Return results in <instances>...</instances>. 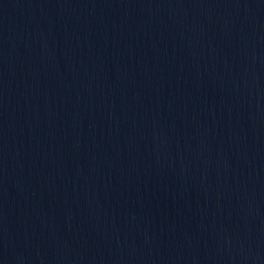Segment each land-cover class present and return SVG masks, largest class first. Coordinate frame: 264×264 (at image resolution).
I'll return each instance as SVG.
<instances>
[{
  "label": "water",
  "instance_id": "95a60500",
  "mask_svg": "<svg viewBox=\"0 0 264 264\" xmlns=\"http://www.w3.org/2000/svg\"><path fill=\"white\" fill-rule=\"evenodd\" d=\"M0 264H264V0H0Z\"/></svg>",
  "mask_w": 264,
  "mask_h": 264
}]
</instances>
